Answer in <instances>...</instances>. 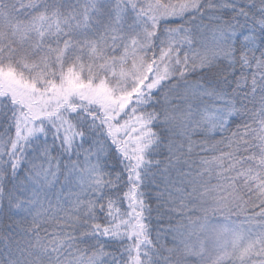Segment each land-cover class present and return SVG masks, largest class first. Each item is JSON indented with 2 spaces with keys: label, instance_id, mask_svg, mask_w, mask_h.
<instances>
[{
  "label": "snow or ice",
  "instance_id": "6c2138e0",
  "mask_svg": "<svg viewBox=\"0 0 264 264\" xmlns=\"http://www.w3.org/2000/svg\"><path fill=\"white\" fill-rule=\"evenodd\" d=\"M0 264H264V0H0Z\"/></svg>",
  "mask_w": 264,
  "mask_h": 264
}]
</instances>
